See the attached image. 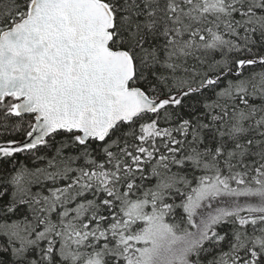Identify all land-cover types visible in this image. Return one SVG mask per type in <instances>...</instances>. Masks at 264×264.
<instances>
[{
  "label": "snow or ice",
  "instance_id": "obj_1",
  "mask_svg": "<svg viewBox=\"0 0 264 264\" xmlns=\"http://www.w3.org/2000/svg\"><path fill=\"white\" fill-rule=\"evenodd\" d=\"M0 264H264V0H0Z\"/></svg>",
  "mask_w": 264,
  "mask_h": 264
}]
</instances>
